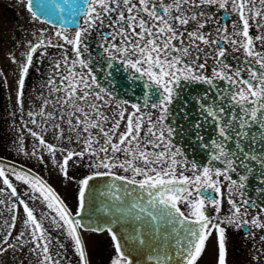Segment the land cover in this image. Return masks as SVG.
<instances>
[{"label": "snow or ice", "instance_id": "snow-or-ice-1", "mask_svg": "<svg viewBox=\"0 0 264 264\" xmlns=\"http://www.w3.org/2000/svg\"><path fill=\"white\" fill-rule=\"evenodd\" d=\"M62 3L67 5L69 16L74 20L76 17H82L83 24L77 25L72 38L64 34L67 29L56 33L66 44L72 46L74 54L71 61L67 56L64 57L67 74H61V84L53 89L55 92L63 90L65 93L64 98L60 100L61 107L65 110L61 113V119L67 116L69 131H75L81 136L87 134L84 136L86 152L93 156L105 154L95 166L104 167L108 172L97 175L111 176V169L117 166L125 172L133 173L131 178L114 177L116 180L125 181L127 185H134L135 188L124 189V195L134 196V199L128 207H116V212L120 215L107 227L117 254L113 264H133L131 254L124 251L120 237L111 227L117 220L129 217L133 221H143L145 224L163 221L166 225L178 227L179 230L177 227L173 228L176 241L170 249L164 251L154 249L157 253L156 264H170L174 259L180 264H197L213 231L218 233L217 264H226V229L221 225L241 223L237 219L242 215L241 209L231 199L232 189L229 188L228 203L231 205L233 215L225 219L217 218V222L213 223L212 218L206 214V207L211 205L213 209L219 210L220 201L210 198L206 192L208 189L215 193L220 192L218 178L221 176L230 180L232 185H237V181L232 180L228 173L236 172L238 168L245 169V172L239 175L240 188L245 187L244 182L248 179L246 173L253 171L257 161L259 167L264 169V149L250 151L255 149L257 144L264 145V53L255 51L253 37L250 36V21L254 20L258 29L264 28V0H62ZM229 4L232 12L238 16L240 25L237 29L236 23H233L234 31L230 35L227 26L221 25L212 13L205 10L207 7L218 6L228 12ZM33 6V0H27V10L33 16H37ZM41 10L49 15L53 11L46 8ZM64 11L65 8L61 7L60 12ZM209 24L222 35L210 40L211 29L205 31ZM105 28L108 29L107 32L103 31ZM93 30L99 36L97 46L107 54V67L110 68L113 62H118L132 70V73L138 74V77L133 76V79L146 78L148 91L145 94L144 108L155 109L158 113L155 119L152 118V112H142L140 104H132L134 111L126 113L122 107L126 101L116 103L112 113L105 112V109L112 107L111 94L96 83L97 78L90 68L91 61L82 58V53L88 48L87 36L91 35ZM255 39L264 42V34L257 35ZM201 44L216 53L211 57L215 63L211 77L205 76L202 72L209 57L205 54L203 57L205 63H197L203 52ZM224 44L235 46L234 50L237 51L243 49L248 57L255 59L258 67H253L250 61H241L244 67L238 66L233 69L226 61L227 49ZM40 46L32 47L26 61L21 65L18 97L23 96L25 77L32 64L33 54ZM193 65L201 71L197 72ZM78 66L87 69V73L75 71ZM56 67L59 69L60 64L57 63ZM182 80L206 84L212 92L211 94L206 92L198 99L187 96L182 98L180 91ZM216 81H223L224 85L221 86ZM93 86L98 91L93 92ZM106 96L109 99H105ZM174 104H178L179 107L173 108ZM189 104L196 105L197 116L185 127L183 123L176 121L190 119L192 111L188 109ZM40 115L43 116L44 113L41 112ZM47 118L55 117L49 114ZM121 122H125V131L119 135L117 142L113 143ZM109 124L111 126L106 127ZM206 127H211L214 133L209 142H204L201 131L206 130ZM93 129L96 130L95 134L92 132ZM186 131L191 132L196 140L202 142L201 146L208 149L210 165L216 161L224 167L204 166L201 169L193 162L192 177L184 175L183 171L178 173V168H186L187 161L185 160L183 165L178 161L177 157L183 156V153L179 148H175L173 139ZM32 135L37 136V133L33 132ZM60 135L63 136L62 128ZM100 137L104 139L103 144H100ZM37 138L42 145L45 144L42 138ZM46 146L50 152L56 151L54 146ZM120 152H123L127 159L119 164L113 163L116 153ZM84 154L68 151L62 166L65 176L68 161L74 155ZM13 175L16 180L29 186L32 190V199L42 198L47 208L56 213L51 220L57 228L67 226V234L74 240L82 264H88L83 241L77 231L78 228L86 226L72 217L54 190L39 177L16 171H13ZM137 176L141 179H136ZM0 177L3 178V184L11 189L10 195L23 206L26 214L25 227L30 226L31 240L24 239L23 231L16 239L22 241V244H34L32 251L40 250L43 254L42 264H51L52 258L48 254L50 241L46 230L28 203L18 196L16 188L2 167ZM91 179L93 177L89 176L81 181L79 191L81 211L85 203V190ZM111 187L116 190L111 194L113 200L123 204L122 197L116 194L120 189L116 185ZM36 193L39 195H35ZM181 202L188 207L187 215L180 210ZM4 203L5 201L0 199V205ZM243 203L248 205L246 200ZM12 208L15 209L16 205L13 204ZM261 211L264 212V208ZM242 223L248 224L249 221L244 220ZM250 223L255 227L264 228L259 217ZM8 226L14 228L15 225L11 223ZM143 226L144 224L133 227L127 240L137 245H145L147 241L141 235ZM89 230L100 231L101 228L93 227ZM6 235L10 236L11 233L8 232ZM181 235L183 238H180ZM0 243H7V240ZM9 247L15 248V245ZM152 259L150 256L149 260ZM55 264H59V261Z\"/></svg>", "mask_w": 264, "mask_h": 264}, {"label": "flooded vegetation", "instance_id": "flooded-vegetation-1", "mask_svg": "<svg viewBox=\"0 0 264 264\" xmlns=\"http://www.w3.org/2000/svg\"><path fill=\"white\" fill-rule=\"evenodd\" d=\"M205 10L212 13L221 25L227 26L229 35L234 31L233 23H236V28L239 29L238 16L232 12L231 4H229L228 12L218 6L207 7ZM25 15H29L30 19L26 18ZM1 24H4L5 27H2ZM78 24H83L82 17H79ZM77 25L61 27L50 24L38 15L33 16L27 10V0H0V50L6 51L7 54L17 52V58L12 61V66L9 69L10 79L6 82L0 80V167L4 168L5 174L16 188L18 196L28 203L37 220L46 230V235L50 241L48 254L52 258L51 264H55L56 261H59V264H82V262L76 252L74 240L67 234V226L57 228L52 223L51 218L55 217L56 213L47 208L46 202L42 198H31L32 190L29 186L16 180L13 175V171L27 172L13 164H18L34 173L51 187L75 219H77L76 216L79 211L81 181L89 176H95L97 173L108 172V169L104 167L97 168L95 166L99 159L104 157V153L93 156L85 151L84 136L87 134L81 136L77 135L75 131H69L67 116L65 119H61V113L65 110L61 107L60 100L64 98L65 93L63 90L60 92L53 90L61 84V74H67L64 57L67 56L69 61L74 58L72 46L66 44L56 33L62 29H67L64 34L72 38ZM250 25V36L253 37L255 51L264 53V42L255 39L257 35L264 34V28L258 29L254 20L250 21ZM190 27L191 25H189ZM209 29H211L210 40L222 35L211 24L205 31ZM103 31L107 32L108 29L105 28ZM233 38L241 39L240 37ZM98 40L99 36L93 30L91 35L87 36L88 48L86 52L82 53V58L91 61L90 68L97 78L96 83L111 94L110 104L112 107L105 109V112L112 113L116 103L126 101L127 103L122 105L126 113L134 111L131 107L132 104H140L142 112H152V118L155 119L158 115L155 109L144 108V104L129 101V95H123L122 92L119 96L101 84L102 67L106 68V73L107 71L111 72L112 67L116 66L133 75L138 76V74L132 73V70L118 62H113L110 68L107 67V54L103 53V50L97 46ZM185 40H187V35H185ZM36 45L41 46L33 54L32 64L25 77L23 96L18 97L21 65L26 61L31 48ZM223 46L227 49L226 61L232 65L233 69L238 66L244 67L241 61H250L253 67H258L255 59L248 57L243 49L234 50L235 46L231 44H224ZM200 47L203 52L197 63H205L203 57L206 54L209 58L202 72L205 76L211 77L215 66L211 57H214L216 53L203 44ZM57 63L60 64L59 69L56 67ZM193 67L197 72L201 71L195 65ZM75 71L87 73L88 70L78 66ZM244 75L247 76L246 71ZM110 77L112 78L111 75ZM106 79H108V74L103 78L104 81ZM141 81L146 83V78H141ZM92 91L96 92L98 89L93 86ZM105 99H109V97L106 96ZM41 112L44 113L43 116L40 115ZM49 114L55 118L48 119ZM144 119L146 121L147 117ZM126 120L127 114L125 115ZM56 125L60 127L57 128ZM110 126L109 124L106 127ZM61 128L63 129V136L60 135ZM124 131L125 122H121L120 128L115 133L113 143L117 142L119 135ZM33 132L37 133V136H33ZM92 132L95 134L96 130L93 129ZM37 137L42 138L45 144L42 145ZM103 143L104 139L100 137V144ZM46 145L54 146L56 151L50 152ZM94 147H98V145H94ZM175 148L178 147L175 146ZM68 151L73 153L84 152L85 154L83 156L74 155L68 161L67 176H65L62 166ZM125 159L127 157L123 152H120L116 153L112 162L119 164ZM177 159L181 165L186 160L183 156H178ZM137 163L139 164V162ZM191 167L192 163L187 161L186 168H178L177 172L183 171L184 175L192 177ZM198 167L202 169V167ZM111 171L112 174L122 177L131 178L133 175V173H129L130 171L125 172L118 166L112 168ZM137 178L141 179L138 176ZM218 180L220 192L215 193L208 189L206 195L219 200L220 208L216 210L211 205H207L206 214L212 218L213 223L217 222V218L225 219L233 215L231 205L228 203L229 188L232 189L231 199L240 207L242 214L237 218L241 223L221 225L226 229V264H264V228L255 227L250 223L254 218L259 217L260 223L264 224V212L261 211L264 206L247 197L238 184L232 185L231 181L224 176L219 177ZM0 190H2L0 191V199L5 201L4 204L0 205V241L7 240V243H0V264H42L43 254L40 250L32 251L34 244H22V241L16 239L23 231L25 232L24 239L31 240L30 226L25 227L26 214L23 211V206L15 197L10 195L11 189L3 184L2 177H0ZM35 195L39 194L36 193ZM245 200L248 201V205L254 206L245 205L243 203ZM13 204L16 205L15 209L12 208ZM179 207L185 215L188 214V207L185 203L181 202ZM13 216H15V220H13ZM244 220L249 221V223L243 224L242 221ZM11 223H14V228L8 226ZM89 229L88 227L77 229L83 241L88 264H113L117 254L109 231L107 229L100 231ZM8 232L11 233L10 236L6 235ZM217 237L218 233L213 231L209 236L204 252L197 260V264H217ZM12 244L15 245V248L9 247Z\"/></svg>", "mask_w": 264, "mask_h": 264}, {"label": "water", "instance_id": "water-1", "mask_svg": "<svg viewBox=\"0 0 264 264\" xmlns=\"http://www.w3.org/2000/svg\"><path fill=\"white\" fill-rule=\"evenodd\" d=\"M33 11L36 12L41 19L46 20L50 24L58 25L61 27H71L77 25L79 17L75 20L69 16L67 11V5L62 3V0H33ZM65 8L64 12H60V8ZM42 8L47 10H53L52 14H46V11H42ZM109 72L106 73V68L102 67L100 81L102 85L107 86L109 90H112L117 95H129L128 100L136 103L144 104L145 94L148 91L146 83L141 81V78L133 79V75L124 69L116 66L112 67L111 76L108 75V79L103 80ZM138 77V76H137ZM217 84L223 86V81H216ZM181 97L196 98L203 96L206 92L211 94L212 89L206 84L197 82L181 81L180 84ZM155 99V97H151ZM151 99L149 103H151ZM179 107L178 104H174L173 108ZM188 109L192 111V116L188 121H176V123H183L185 127L189 126L191 120L196 119L197 109L195 104H189ZM204 135V142H209L212 137L213 129L206 127L201 130ZM255 131V129H253ZM173 144L180 149L183 153V158L191 163L195 162L197 166H211L213 168H223L219 162L213 161L209 164V151L201 146L202 142L195 139L191 132H184L182 135H177L173 139ZM259 149H264V145L257 144L255 149L250 151L256 152ZM16 167L26 171L28 174L37 177L29 170L22 168L18 164H13ZM245 169L238 168L236 172H229L232 180H236L239 184V175L244 173ZM264 169L259 167V162L255 163L253 171L247 172L248 179L244 182L245 187L241 188L247 197L254 200L261 206H264ZM117 175H95L93 179L89 181L88 188L85 190V203L84 208L81 211L79 209L77 219L81 221L83 225L88 228L100 227L101 230L107 229L108 224L116 220V217L120 213L116 212V207H128L134 199V196L124 195V189H134V185H127L125 181L116 180L114 177ZM112 185H116L120 189V192L116 193L120 195L123 200V204L119 201H114L112 193L116 190L112 188ZM139 190L137 189V192ZM58 196V195H57ZM59 197V196H58ZM60 198V197H59ZM61 200V199H60ZM62 201V200H61ZM115 204V207H114ZM65 205V204H64ZM107 209V211H105ZM74 218V217H73ZM75 219V218H74ZM141 235L147 241L145 245H137L134 242L128 241L127 236L133 227H140ZM112 231L115 232L121 239V243L124 246V251L130 253L133 259V264H156V251L154 249H160L161 251L170 249V246L175 243L176 236L173 232L174 225H166L165 222L159 223L153 222V224H145L143 221H133L131 217L128 219H120L117 222L111 224ZM158 229V230H157ZM177 230L178 227H177ZM110 233V232H109ZM111 234V233H110ZM180 238H183L181 235ZM175 251L174 249H171ZM152 256L153 259L149 260ZM170 264H180L179 261L173 260Z\"/></svg>", "mask_w": 264, "mask_h": 264}, {"label": "rangeland", "instance_id": "rangeland-1", "mask_svg": "<svg viewBox=\"0 0 264 264\" xmlns=\"http://www.w3.org/2000/svg\"><path fill=\"white\" fill-rule=\"evenodd\" d=\"M26 18L30 19V16L25 15ZM2 27H5L4 24H1ZM6 51L0 50V80L3 82H6L10 79V73L9 69L12 66V61H15L17 58V52H14V54H7ZM145 116L144 118H146ZM129 173H132L131 171ZM139 177V176H138ZM136 179H140L137 178Z\"/></svg>", "mask_w": 264, "mask_h": 264}]
</instances>
